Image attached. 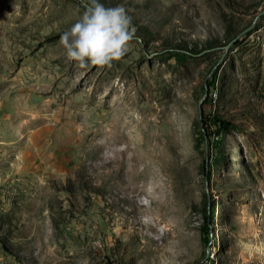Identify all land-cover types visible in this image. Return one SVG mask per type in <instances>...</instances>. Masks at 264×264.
Listing matches in <instances>:
<instances>
[{"label":"rangeland","instance_id":"374dc122","mask_svg":"<svg viewBox=\"0 0 264 264\" xmlns=\"http://www.w3.org/2000/svg\"><path fill=\"white\" fill-rule=\"evenodd\" d=\"M100 3L135 37L81 66L85 0H0V264H264V0Z\"/></svg>","mask_w":264,"mask_h":264},{"label":"clouds","instance_id":"9594fccd","mask_svg":"<svg viewBox=\"0 0 264 264\" xmlns=\"http://www.w3.org/2000/svg\"><path fill=\"white\" fill-rule=\"evenodd\" d=\"M134 37L132 18L123 6L105 7L100 0H85L82 15L61 33L59 43L67 59L81 66L110 65L127 53Z\"/></svg>","mask_w":264,"mask_h":264},{"label":"trees","instance_id":"16d2710c","mask_svg":"<svg viewBox=\"0 0 264 264\" xmlns=\"http://www.w3.org/2000/svg\"><path fill=\"white\" fill-rule=\"evenodd\" d=\"M218 68L214 71L213 75L208 79L207 84L209 86V90L212 91L214 89V81L216 80V73ZM203 122L206 123V118H203ZM214 124L216 127L215 135H217V140L220 139V135L222 132L233 129L235 127L234 123L230 120L224 118H214ZM207 137H211L210 134L206 135ZM209 167V165H208Z\"/></svg>","mask_w":264,"mask_h":264},{"label":"water","instance_id":"95a60500","mask_svg":"<svg viewBox=\"0 0 264 264\" xmlns=\"http://www.w3.org/2000/svg\"><path fill=\"white\" fill-rule=\"evenodd\" d=\"M264 13V10L262 11V12H260L257 16H256V18H255V20L253 21V24L247 29V30H250L252 27H253V25L256 23V20L260 17V15H262ZM245 32V31H244ZM244 32H242L241 34H239L234 40H232L231 42H230V44L228 45V49H229V47L232 45V43H234L242 34H244ZM208 78H209V76L207 77V79H206V81H208ZM208 92H209V88L207 87L206 88V93H205V96L201 99V101H200V103H199V110H200V115H201V118H202V112H203V108H202V104H203V101H204V99H205V97L208 95ZM206 140H207V137H206ZM206 161H207V168H208V162H209V148H208V145H207V148H206ZM207 172H208V170H207Z\"/></svg>","mask_w":264,"mask_h":264}]
</instances>
